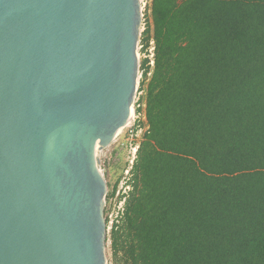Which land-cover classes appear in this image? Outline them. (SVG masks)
Here are the masks:
<instances>
[{
	"label": "trees",
	"instance_id": "trees-1",
	"mask_svg": "<svg viewBox=\"0 0 264 264\" xmlns=\"http://www.w3.org/2000/svg\"><path fill=\"white\" fill-rule=\"evenodd\" d=\"M143 18L147 129L108 264H264V0H149Z\"/></svg>",
	"mask_w": 264,
	"mask_h": 264
},
{
	"label": "water",
	"instance_id": "water-1",
	"mask_svg": "<svg viewBox=\"0 0 264 264\" xmlns=\"http://www.w3.org/2000/svg\"><path fill=\"white\" fill-rule=\"evenodd\" d=\"M140 0H0V264H107L98 150L132 116Z\"/></svg>",
	"mask_w": 264,
	"mask_h": 264
},
{
	"label": "rangeland",
	"instance_id": "rangeland-1",
	"mask_svg": "<svg viewBox=\"0 0 264 264\" xmlns=\"http://www.w3.org/2000/svg\"><path fill=\"white\" fill-rule=\"evenodd\" d=\"M148 1L149 0H140L143 17H144L146 4ZM143 17L140 27V35H141V31L144 28ZM140 35L138 40L139 42L137 45L139 64H141V60L144 59L145 57L149 56V58H151L150 47L148 51L146 50L144 51L142 49ZM141 77H142V70L140 68V76L138 77V87L135 95L136 101L133 105L135 111L139 103L138 101L139 96L141 94V91L139 89V82ZM126 136H127L126 129L121 130L108 145H106L103 149L98 150V153L96 155V158L98 159V165L101 171L103 172L107 182V194L105 198V208H104L105 217L107 216V220H108V222H106L107 233H109L113 221L116 218H118L121 212L123 199H121L120 195L124 192H127L130 188L126 183L130 176V173L129 172L126 173V170L129 169L131 165V163L129 162L131 158L129 151L130 148ZM138 140L140 141V138ZM114 185H117L115 194L112 197L107 198V195L111 192ZM106 255H107V247H106Z\"/></svg>",
	"mask_w": 264,
	"mask_h": 264
},
{
	"label": "built area",
	"instance_id": "built-area-1",
	"mask_svg": "<svg viewBox=\"0 0 264 264\" xmlns=\"http://www.w3.org/2000/svg\"><path fill=\"white\" fill-rule=\"evenodd\" d=\"M150 50H151V52H150V55H151L150 59L151 60H150L149 63H150V65H152L153 64V60H152L153 47H150ZM139 76H140V64H139V68H138V77ZM135 101H136V98H134L133 105H134ZM140 105L141 104L138 103L137 108L140 107ZM137 108H136V111H135V109L133 107V112H132L131 118L126 123V125L121 129V130L126 129V135H127L126 139L128 141V145H129V148H130L129 151H130V155H131V158H130L129 162L131 164H132V162H133V160L135 158L136 151H137V148H138V143H139L138 139L141 137L142 133L147 129L146 125H141V123H140L141 121H144L145 117H144V115H143V113L141 111L137 110ZM130 167H131V165H130ZM129 170H130V168L126 170V173H128ZM121 210H122V208H121Z\"/></svg>",
	"mask_w": 264,
	"mask_h": 264
},
{
	"label": "bare ground",
	"instance_id": "bare-ground-1",
	"mask_svg": "<svg viewBox=\"0 0 264 264\" xmlns=\"http://www.w3.org/2000/svg\"><path fill=\"white\" fill-rule=\"evenodd\" d=\"M100 168V167H99ZM101 170V169H100Z\"/></svg>",
	"mask_w": 264,
	"mask_h": 264
}]
</instances>
